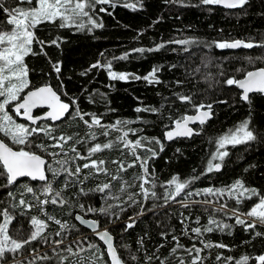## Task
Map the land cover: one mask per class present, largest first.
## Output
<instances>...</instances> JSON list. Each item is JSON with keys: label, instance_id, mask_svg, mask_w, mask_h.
<instances>
[{"label": "snow or ice", "instance_id": "snow-or-ice-1", "mask_svg": "<svg viewBox=\"0 0 264 264\" xmlns=\"http://www.w3.org/2000/svg\"><path fill=\"white\" fill-rule=\"evenodd\" d=\"M122 2L124 7L133 11L144 9V0H134V2H128V0H15L11 6H8L5 0H0V13L3 14L0 16V189L6 190V198H0V264H42V262L52 264L54 260L56 264H67L71 256L76 257L72 264H128L129 259L133 264H153V261H158L159 264H172V258L176 259V264H206L211 249L230 250L227 244L204 239L194 241L190 247H187L180 243L176 235H172L174 246L170 249L168 256L159 254L160 248L165 247L162 243L143 257L132 254L126 259L118 254V248L128 249L129 245L122 241L117 245L111 229L102 228L99 219L87 220L79 213L75 215V220L91 228L102 244L89 241L87 237H84L82 241H72L69 244H65L64 239L49 241L45 234L48 227L46 221L54 222L61 229H66L68 226L60 219L49 215L46 206L49 204L66 206L68 201L63 198V189L70 186L75 189L78 185H84L90 177L101 174L109 177L108 182L97 184L94 188L79 187L76 194L91 198V194L98 193L106 203L99 208L92 205L86 206L84 203H80L78 207L85 215L91 213L105 216L108 217L109 223H115L121 220V214L128 208L139 206L140 210L136 215L128 216L127 221L122 223L123 232L136 226L137 217L145 214L144 202L150 200L162 199L165 204L177 202L188 209L192 204L211 207L216 203L207 197L227 196L236 205H242L255 197L258 198V202L253 203L247 211L237 207L229 209L227 203H221L219 208L212 207L206 223L201 224L200 217H196L194 222L198 226L191 227L190 231L197 238L206 233L217 231L224 233L226 230L230 235L233 225L218 220L212 214L224 212L228 215L230 211L229 219L234 218L235 224L242 226L245 232H250L253 239L264 238V194L256 188L246 187L241 179H237L233 184L224 188L194 189L191 187L201 177L222 170L226 158L230 156L229 146L237 148L254 143L264 144V124L257 125L252 119L255 97L264 98V67L245 72L243 78L228 75L225 71L219 72L221 79L215 80V84L235 86L239 90V100L248 106V117L210 141L215 150L209 153L210 158L199 173L193 169L194 175L190 179L174 174L160 183L159 188L163 189L162 195L157 191L158 178L155 167L150 162L164 151L163 143L158 138L138 136L142 129L130 127L138 122L147 124V120L137 117L135 120L118 119L112 123H104L103 114L84 111L76 97H69L67 102L62 99V96H68V93L63 91L62 62H53L48 57L45 48L51 46L60 48L65 42L64 38L56 36L50 40H43L36 34L37 30L41 25L49 24L57 29H75L76 33L91 34L97 29L104 28L100 14L112 15L109 9H114ZM164 2L165 4L188 6L185 0H164ZM199 2L205 6H223L226 9L241 11L251 4V0H199ZM198 43L196 40L180 39L159 43L154 48H133L130 52H125L118 57L114 56L106 62L102 63L97 60L81 75L86 76L93 69H98L104 70L112 81L143 80L149 85L161 84L159 73L163 70L162 66H155L144 76H139L134 73L115 71L113 61L127 60L133 53L159 52L168 44L186 46ZM213 46L221 51L260 49L264 52V37L247 41L219 40L204 47L212 48ZM184 50L189 49L184 48ZM100 55L104 54L100 53ZM38 56L48 59L51 71L56 74V79L59 81L57 87L54 88L51 83L32 86L30 74L35 70L30 68L26 61L28 57ZM246 59L249 63L254 62L251 56H246ZM255 59L264 61V55H258ZM171 67L175 68L176 65H171ZM213 79L211 73L204 77V81L209 83V88H213V84L210 83ZM182 83L183 81H176L177 85ZM197 95L200 93L178 94L179 102L188 105L195 114H184L175 119L169 117L173 126L165 132L166 140L172 141L176 138L201 135V130L189 125H206L214 115L213 103H228L227 100H216L210 103L197 102ZM92 99L89 102H92ZM36 109H47V111L41 115H34ZM108 111H115V109L109 108ZM134 111L158 114L160 110L155 107L138 106ZM14 116L26 123H18ZM71 120H78L85 125L88 130L87 139L62 133L56 134L57 122ZM95 129H101L100 135L106 138L110 137L113 132L117 135L103 143H91L98 139ZM130 136L136 138L130 139ZM5 140L10 141V144ZM77 145L86 150V155L78 150ZM112 149H118L121 157L125 155L131 157V161L123 158L111 160L112 164L117 165L115 174L105 166L107 163L105 160L93 159L97 153ZM69 151L75 154L71 158H69ZM141 152L147 155H141ZM177 152H180V149H177ZM77 160L87 162L76 164ZM71 165H75L74 169ZM137 167L140 171L131 181L120 175ZM250 167L255 166L250 165ZM87 169H91L92 172L85 173L84 170ZM21 178L39 182V189L28 183L20 184ZM61 180L62 188L54 187V185H59ZM113 182H119L118 187ZM132 188H136L137 191H130ZM17 192L20 193L19 198L16 195ZM29 195L32 197L31 200L26 198ZM192 196H204L206 199L191 201L189 198ZM108 200L117 203L110 204L107 203ZM157 206L153 203L147 211ZM209 207H205V212H209ZM33 208H38L46 220L35 215L29 217L28 213ZM115 208H118L119 212L113 211ZM21 218L27 220V226L21 222ZM187 219L189 217L181 219V225ZM187 231L188 229H185V234ZM169 234V232H162L161 236L166 239ZM56 236L60 237L61 232L57 231ZM197 243L202 247H198ZM41 244H48L55 256L49 255L47 251H41ZM73 244L76 245L75 249ZM137 245V251L146 249L145 238L141 237ZM179 251H183L188 259L177 256ZM82 252H88L90 255L81 256ZM214 259L216 264H249L250 260H253L255 264H264V253L255 257L244 255L240 259L225 257L223 253H217Z\"/></svg>", "mask_w": 264, "mask_h": 264}, {"label": "trees", "instance_id": "trees-1", "mask_svg": "<svg viewBox=\"0 0 264 264\" xmlns=\"http://www.w3.org/2000/svg\"><path fill=\"white\" fill-rule=\"evenodd\" d=\"M14 2L15 0H5L8 6ZM128 2H134V0H128ZM185 4L188 6L165 4L164 0H144V9L133 11L124 7L122 2L114 9H109L112 15L100 14L103 18L104 28L97 29L94 33H76L75 29H57L49 24L41 25L36 33L43 40H50L56 36L64 38L65 42L61 44L60 48L46 47L45 51L53 62H62L63 91L68 93L67 97L62 96L65 100H68L69 97H76L84 111L103 114L104 123H112L118 119L135 120L137 117L148 121L147 124L138 122L130 125V127L142 129L138 136L158 138L163 143L164 151L160 152L159 156L150 162L155 167L158 178L157 191L161 195L163 189L159 188L160 183L168 180L174 174H179L181 178L190 179L194 175L193 169L199 173L206 166V162L210 158L209 153L215 150L210 141L248 117L249 109L246 104L239 100V90L235 86L227 87L215 84V80L221 79L219 72L225 71L228 75L242 78L245 72L264 67V61L255 59L258 55H264L260 49L221 51L214 46L212 48L204 47L213 41L235 39L247 41L252 38L264 37V0H251L250 6L243 11L225 9L219 6H205L201 5L199 0H185ZM2 15L0 13V16ZM158 18H160L159 22H157ZM180 39L196 40L199 43L186 46L168 44L159 52L133 53L127 60L113 61L115 71L134 73L139 76H144L155 66H162L163 70L159 73L162 80L161 84L149 85L143 80L112 81L104 70L98 69H93L86 76L81 75L97 60L103 63L111 60L114 56L118 57L125 52H130L133 48H154L159 43ZM184 48L189 50L185 51ZM100 53L104 55L101 56ZM246 56L253 57L254 62L249 63ZM26 62L30 68L35 70L30 74L33 87L45 83H51L54 87L58 86L59 81L56 79V74L51 71V65L46 57H28ZM171 65H176V67L172 68ZM209 73L214 77L210 81L213 88H209V83L204 81V77ZM177 80L183 81V83L177 85ZM193 92L200 93L196 96L197 102L210 103L216 100H227L228 103H213V118L206 125L196 127L201 130V135L166 141L164 134L173 126L169 117L175 119L184 114L194 113V110L188 105L179 102L178 94H191ZM90 99L92 102H89ZM138 106L155 107L160 111L158 114L137 113L134 109ZM109 108L115 109V111H108ZM252 119L257 125L264 124V98L255 97ZM87 131L85 125L78 120L58 122L56 126V134L74 135L76 138L87 139ZM95 131L98 139L91 143H103L117 135L113 132L110 137L106 138L100 135L101 129H95ZM77 134L79 135L77 136ZM135 138L130 136V139ZM5 141L8 142V140ZM77 148L86 155L84 148H81L80 145H77ZM177 149H180V152H177ZM228 151L230 156L226 158L225 166L220 172H213L201 177L191 187L194 189L224 188L233 184L237 179H241L245 182L246 187L256 188L264 194V144L254 143L237 148L229 146ZM74 155L69 151V158ZM141 155H147V153L141 152ZM121 158L131 161L130 156L121 157L118 149L105 150L93 157V159L105 160L107 162L105 166L113 174L117 172V165L112 164L111 160ZM85 162L87 161L77 160L76 164ZM250 165L255 167H250ZM71 167L74 169L75 165H71ZM245 169L248 170L245 171ZM139 171L137 167L120 175L131 181ZM84 172L90 173L92 170L87 169ZM49 176H51L50 173ZM108 180L109 177L103 174L92 176L84 185H78L75 189L72 186L63 189V198L68 201L66 206L51 204L46 206L49 215L60 219L68 226L66 229H61L54 222L46 221L48 227L45 234L49 241L64 239L65 244H69L72 241H82L84 237H87L89 241L101 243L94 235L89 234V230L75 220L76 213H80L87 218L99 219L102 227L110 226L116 244L119 245L122 241L129 245L128 249L118 248L119 254L126 259L132 254L143 257L154 251L162 243L165 244V247L160 248L159 254L168 256L170 249L174 246L172 235H176L180 243L187 247L199 239L229 245L230 250L211 249L206 264H216L214 257L217 253H223L225 257L231 256L235 259H240L244 255L255 257L264 253V238L253 239L250 232H245L242 226L235 224L234 218L229 219L230 211L228 215H225L224 212L212 213L218 220L233 225L230 235L227 234L228 230H226L224 233L218 231L206 233L197 238L190 231L191 227L198 226L194 222L196 217H200L201 224L206 223L212 207L219 208L221 203H227L229 209L237 207L247 211L253 203L258 202V198L254 197L242 205H236L227 196H213L207 197V199L216 202L211 207L203 204H192L188 209L177 202L165 204L162 199L150 200L144 202L145 214L137 217L136 226L127 232H123L122 223L127 221L128 216H135L140 210L139 206L128 208L126 212L121 214V220L115 223H109L108 217L105 216H97L91 213L85 215L78 207L80 203L97 208L104 205L106 202L100 198L98 193L91 194V198L79 196L76 193L79 187L94 188L97 184L108 182ZM19 183H28L39 189V182L21 179ZM62 183L61 180L60 184L54 185V187L62 188ZM113 183L118 187L119 182ZM130 191L134 192L137 189L132 188ZM16 195L19 198L20 193L17 192ZM0 198H6V190L0 189ZM26 198L32 199L30 195ZM138 199L141 198L138 197ZM189 199L191 201H203L206 197L192 196ZM107 203L115 204L117 202L108 200ZM153 203L158 206L147 211ZM205 207H209V212H205ZM113 211L119 212V209L115 208ZM33 215L42 216L46 220L38 208H33L28 213L29 217ZM184 217H189V219L181 225L180 220ZM21 222L27 226L26 219L21 218ZM185 229H188L186 234ZM57 231L61 232L60 237L56 236ZM162 232H169L170 234L165 239L161 236ZM141 237L145 238L146 249L137 251V241ZM72 246L74 249L76 248L75 244ZM197 246L202 247L199 243ZM40 249L55 256L48 244H41ZM88 255H90L88 252L81 253V256ZM177 256L188 259L183 251H179ZM75 259V256L69 257L67 264H72ZM254 263L253 260L249 261V264ZM42 264H48V262H42ZM52 264H56L55 260ZM128 264H133V262L129 259ZM153 264H159V262L153 261ZM172 264H176L175 258H172Z\"/></svg>", "mask_w": 264, "mask_h": 264}, {"label": "water", "instance_id": "water-1", "mask_svg": "<svg viewBox=\"0 0 264 264\" xmlns=\"http://www.w3.org/2000/svg\"><path fill=\"white\" fill-rule=\"evenodd\" d=\"M219 7H222V8H224L223 6H219ZM226 9V8H225ZM257 69H259V68H257ZM257 69H253V70H251V71H255V70H257ZM243 78V77H242ZM55 88V87H54ZM62 99H64L63 97H62ZM65 100V99H64ZM66 102H67V100H65ZM37 110H39V109H36V110H34V115H35V112L37 111ZM41 110H44L42 113H40V114H38V115H41V114H43L45 111H47V109H41ZM191 114H195V113H191ZM191 114H189V115H191ZM21 120V119H20ZM23 121V120H22ZM58 123V122H57ZM190 127H194V128H196L197 126H199V125H189ZM176 139H178V138H176ZM176 139H174V140H176ZM166 141H168V140H166ZM173 141V140H172ZM168 142H170V141H168ZM46 158V157H45ZM47 159V158H46ZM21 179H24V178H21ZM77 214V213H76ZM80 214V213H79ZM80 215H82V214H80ZM83 216V215H82ZM84 218L85 219H87V220H95V219H93V218H87V217H85L84 216ZM77 221V220H76ZM81 226H83V227H85L87 230H89V234H92V235H94L95 236V234H94V232H93V230L91 229V228H89L88 226H86V225H84V224H81L79 221H77ZM102 228H109L110 229V226H105V227H102ZM96 237V236H95ZM97 239H98V237H96ZM115 242V241H114ZM102 243V242H101ZM116 243V242H115ZM118 254H119V252H118ZM255 264V263H254Z\"/></svg>", "mask_w": 264, "mask_h": 264}, {"label": "flooded vegetation", "instance_id": "flooded-vegetation-1", "mask_svg": "<svg viewBox=\"0 0 264 264\" xmlns=\"http://www.w3.org/2000/svg\"><path fill=\"white\" fill-rule=\"evenodd\" d=\"M259 68H262V67H259ZM255 69H257V68H255ZM11 110V109H10ZM44 110H41V109H39V110H37L36 112H35V115H38V114H40V113H42ZM19 119V118H18ZM20 120V119H19ZM20 121H22V120H20ZM22 122H24V123H26V121H22ZM24 179H27V178H24ZM21 180V179H20Z\"/></svg>", "mask_w": 264, "mask_h": 264}, {"label": "rangeland", "instance_id": "rangeland-1", "mask_svg": "<svg viewBox=\"0 0 264 264\" xmlns=\"http://www.w3.org/2000/svg\"><path fill=\"white\" fill-rule=\"evenodd\" d=\"M9 111H11V110L9 109ZM13 115H14V114H13ZM14 118L17 120L18 123H24V122H22V121L20 122V120H19L18 118H16L15 116H14ZM5 142L10 144L9 141H8V142L5 141ZM10 146H11V145H10ZM13 147H15V146H13ZM37 217H38V218H41V219H44L42 216H37Z\"/></svg>", "mask_w": 264, "mask_h": 264}]
</instances>
